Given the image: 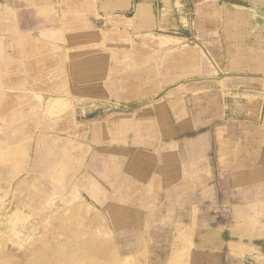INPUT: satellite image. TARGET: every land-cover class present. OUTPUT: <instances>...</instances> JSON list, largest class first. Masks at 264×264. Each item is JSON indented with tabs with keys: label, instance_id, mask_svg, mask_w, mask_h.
Here are the masks:
<instances>
[{
	"label": "rangeland",
	"instance_id": "rangeland-1",
	"mask_svg": "<svg viewBox=\"0 0 264 264\" xmlns=\"http://www.w3.org/2000/svg\"><path fill=\"white\" fill-rule=\"evenodd\" d=\"M71 1L0 0V264H203L260 190L264 73Z\"/></svg>",
	"mask_w": 264,
	"mask_h": 264
},
{
	"label": "crops",
	"instance_id": "crops-1",
	"mask_svg": "<svg viewBox=\"0 0 264 264\" xmlns=\"http://www.w3.org/2000/svg\"><path fill=\"white\" fill-rule=\"evenodd\" d=\"M79 3L82 4L78 8L82 14L80 19L114 20L126 26L132 25L134 28L138 26L151 28L161 24L167 29L177 28L183 37L198 36L203 46H207L217 60L222 58L217 47L224 38L227 45L232 48L230 54L234 56L228 66L244 70L255 69L264 73V48L260 46V30L264 31V0H82ZM124 35L127 36V33ZM250 35L257 37L256 46L250 41ZM263 78L260 77V81ZM190 150L196 153L198 143L191 144ZM253 191L252 187L245 189L242 194L245 203L238 207L239 210L236 208L241 212V222H227L214 226L217 230L223 229V233L217 242L218 245H214L210 253L203 255V264H264V127L262 126H260V190L257 194H253ZM245 194L248 198H244ZM254 197H257L255 204ZM256 206L260 213L257 222L249 219ZM255 222L257 224L254 232L249 230L251 227L249 224ZM239 228L242 236L252 239H234L233 235Z\"/></svg>",
	"mask_w": 264,
	"mask_h": 264
},
{
	"label": "bare ground",
	"instance_id": "bare-ground-1",
	"mask_svg": "<svg viewBox=\"0 0 264 264\" xmlns=\"http://www.w3.org/2000/svg\"><path fill=\"white\" fill-rule=\"evenodd\" d=\"M194 146V145H193ZM197 146V145H196ZM191 147V146H190ZM194 148V147H193ZM196 148V147H195Z\"/></svg>",
	"mask_w": 264,
	"mask_h": 264
}]
</instances>
